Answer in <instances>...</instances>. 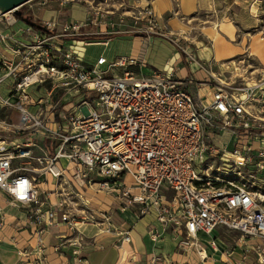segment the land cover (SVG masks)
<instances>
[{"label": "built area", "instance_id": "obj_1", "mask_svg": "<svg viewBox=\"0 0 264 264\" xmlns=\"http://www.w3.org/2000/svg\"><path fill=\"white\" fill-rule=\"evenodd\" d=\"M107 1H24L27 10L77 5L86 12L84 21L61 24L36 18L42 29L18 24L17 6L0 12V110L20 113L16 122L0 115V190L8 204L25 210L38 242L46 228L65 223L74 236L58 245L68 242L77 262L82 224L107 223L103 211L88 205L84 191L92 187L114 193L119 209L131 207L135 215L154 210L182 251L204 258L198 236L217 249L212 232L225 227L237 232L240 247L231 264H244L249 254L264 264L263 80L241 85L215 78L178 36L157 26L148 4L122 31L164 36L179 61L195 63L207 78L180 75L176 61L145 74L124 55L85 62L81 44L106 43L93 36L121 30H82L110 11ZM143 17L146 25L135 26ZM203 82L210 96L194 100L190 86ZM147 233L160 236L153 227ZM116 234L130 238L127 230Z\"/></svg>", "mask_w": 264, "mask_h": 264}, {"label": "crops", "instance_id": "obj_2", "mask_svg": "<svg viewBox=\"0 0 264 264\" xmlns=\"http://www.w3.org/2000/svg\"><path fill=\"white\" fill-rule=\"evenodd\" d=\"M152 1L156 15L161 17L159 22L167 25L171 30L168 31H180L184 37L194 39V36L188 35V31L181 25L184 27L196 25L198 27L203 37L194 39L196 42L195 53L199 60L207 62L206 64L211 65L212 69L220 67L223 59L247 51L248 54L256 57L260 64L258 69L264 73V36L244 35L243 29L249 26V23L239 27V23H232L228 19L208 24L196 21L195 18L199 16L196 13L204 7H208L210 2H215L214 0ZM222 1L224 5L229 3L227 0ZM239 2V0H230V3L239 4ZM161 15L167 16L166 19L164 20ZM189 18L194 19L188 23ZM220 22L225 23L219 29L215 24ZM227 23L231 24L233 31ZM223 28L225 29L223 30ZM115 29L121 30L115 32L114 38L108 36L106 43L87 44L106 45L109 42H115L118 50L108 55L101 51L87 56L80 46V53L85 62H94L93 60L101 54L107 60H111L117 55H124L136 60L131 68L137 73L145 74L154 69L166 68L174 61L178 65L177 73L182 76H188L186 72H205L203 69L197 68L193 62L187 64L185 61H179L182 59V55L176 45L162 35L137 31L126 32L122 31L124 28L116 27L111 30ZM232 33L233 37L230 39L229 36ZM204 40L211 45L204 43ZM118 71L117 68L114 73ZM205 73L203 78L208 77V73ZM203 78H195V80ZM262 80L264 83V77ZM190 88L195 90V95H198L203 101L207 100L211 93V86L207 82L191 85ZM4 90L5 88L1 86L2 93ZM2 113L7 114L12 122L19 120L20 113L17 109L2 108L0 115ZM84 192L89 199V207L103 211L107 216V223L93 222V224L81 226L83 236L79 254L81 260L77 262L70 252L71 246L68 242L58 245L65 238L64 236H74V232L65 223L46 228L41 234V242H38L33 227L27 223L25 210L8 204V195L0 190V264H16L18 262L20 264H81L80 261L86 264H231L239 257L240 247L234 245L237 238L235 230L225 227H216L213 230L212 235L215 237L217 249L207 244L206 235L200 234L198 239L205 246L206 254L204 258H201L196 251L190 249L182 251L176 246L179 237L174 235L175 233L170 227L163 229L160 226L154 217V210L135 215L134 209L131 207L119 209L114 193L96 192L92 187L86 188ZM106 227H108L107 231H105ZM151 227L156 228L160 233L156 240L151 239L147 233ZM122 230L128 231L129 240L121 241V236L116 234L117 231ZM231 248L232 253L227 256L225 251ZM21 249L27 254L17 253V250ZM153 255L157 257L155 263L150 262ZM244 264L259 263L254 255L249 254L244 260Z\"/></svg>", "mask_w": 264, "mask_h": 264}, {"label": "rangeland", "instance_id": "obj_3", "mask_svg": "<svg viewBox=\"0 0 264 264\" xmlns=\"http://www.w3.org/2000/svg\"><path fill=\"white\" fill-rule=\"evenodd\" d=\"M212 1V0H210ZM215 2H210L208 7H204L196 14H199L198 17H196V21L198 23H201L202 21L205 24H208L213 21H220L222 19L225 20H231L232 23H239L240 25L245 26L249 23V26H247L245 29H243L244 35L246 36H264V0H239V4L236 3H230V0L228 4L223 3L222 0H214ZM244 3H241V2ZM110 3L108 6H106L110 11L106 13L104 17H101L102 19L98 24H89L82 28V30L86 29H104V30H111L116 28H127L129 24L133 23L134 18L132 15L137 14L141 8H143L144 5H147L148 7H151L154 13V16L157 21V26L164 28L166 30H170V28L167 25H164L163 22L160 23L159 19L160 16L156 15V12L153 7V1L152 0H109L107 1ZM34 6V5H32ZM175 6V5H174ZM29 6L21 5L19 9L21 10L22 14L29 13L33 19L38 18L37 20L40 21L42 18H47L51 20H57L60 24L63 22H71V20H85L86 12L84 10L77 6H67V7H54L50 8L48 6H34L30 8V10H27ZM27 11V12H26ZM29 11V12H28ZM143 11V10H142ZM172 13V11H171ZM118 14H121L123 17L122 21H119ZM162 18L165 20L167 16L161 15ZM194 18H189L188 23H190V20ZM188 20V19H187ZM146 19L143 17L142 20H138L135 22V26H143L146 25L145 23ZM20 24H24L23 21H20ZM225 22H220L219 24H215V26L218 25L217 28H221ZM227 25L230 26L231 30L233 31V27L231 24ZM183 29H186L188 31V35L194 36V39L202 38V33L198 29L196 25H189L187 27H184L181 25ZM214 27V26H212ZM227 28V27H225ZM223 28V30L225 29ZM171 31V30H170ZM172 37L174 35L178 36L179 40L188 46L190 51L193 52L195 57L196 55V42L194 39L186 38L183 36V33L180 31L173 30ZM224 33V32H223ZM115 34H100V35H94V38H97L99 40L104 39L105 37H112L114 38ZM233 37V33L229 38L231 39ZM204 43L207 45H211V43L206 42L204 40ZM78 47V46H77ZM81 50L86 53V55H93L97 52H103L105 55H108L112 52H115V50H118V46L115 42H109L108 44H81ZM79 48V47H78ZM199 59V58H198ZM200 62L204 63V65L207 67V69L214 74L215 78H220L222 81L226 83H239L241 85H244L246 83L251 84L258 81H261L264 77V73L260 72L258 68L260 67L259 61L256 59L255 56H252L251 54H248L247 51L243 54H235L230 58L223 59V63L219 67L211 68V65L206 64L204 60ZM212 69V70H211ZM189 75H192L195 78H203V76L206 74L205 72H186ZM203 74V75H202ZM208 76V74H207ZM262 86L264 87V83H262ZM84 224H82L83 226ZM86 225V224H85ZM88 225V224H87Z\"/></svg>", "mask_w": 264, "mask_h": 264}, {"label": "water", "instance_id": "obj_4", "mask_svg": "<svg viewBox=\"0 0 264 264\" xmlns=\"http://www.w3.org/2000/svg\"><path fill=\"white\" fill-rule=\"evenodd\" d=\"M24 1L26 0H0V12L10 10L13 7L17 6L16 8H14V13L18 16V18H20L25 23H29L30 25L42 29L43 25L22 15L21 10L19 9V5H21Z\"/></svg>", "mask_w": 264, "mask_h": 264}, {"label": "trees", "instance_id": "obj_5", "mask_svg": "<svg viewBox=\"0 0 264 264\" xmlns=\"http://www.w3.org/2000/svg\"><path fill=\"white\" fill-rule=\"evenodd\" d=\"M24 16L25 17H28V18H30V19H32V20H35V19H33L32 17H31V15L29 14V13H27V14H24ZM194 89V88H193ZM192 91V94H193V99L195 100L196 99V97H195V90H191Z\"/></svg>", "mask_w": 264, "mask_h": 264}]
</instances>
